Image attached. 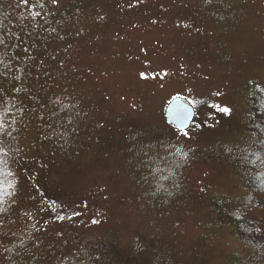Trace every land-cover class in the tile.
Listing matches in <instances>:
<instances>
[{"label": "rangeland", "instance_id": "374dc122", "mask_svg": "<svg viewBox=\"0 0 264 264\" xmlns=\"http://www.w3.org/2000/svg\"><path fill=\"white\" fill-rule=\"evenodd\" d=\"M0 38V264H264V0H0Z\"/></svg>", "mask_w": 264, "mask_h": 264}, {"label": "flooded vegetation", "instance_id": "af4514ba", "mask_svg": "<svg viewBox=\"0 0 264 264\" xmlns=\"http://www.w3.org/2000/svg\"><path fill=\"white\" fill-rule=\"evenodd\" d=\"M255 88L257 90L253 88H249V94H250L251 105H252L253 114H254L253 115L254 116L253 129L256 130V132H258L256 141L253 144L252 148L248 149L246 152H243L242 154L236 155V157L240 158L243 164L245 165L244 174L247 172L246 176L249 178V181H250V185L248 183V187H246L247 190L250 192V194L248 195H253V192L256 191L257 189L264 188V169L262 168L258 169L259 168L258 165L261 161L260 157L262 158V151L260 150H261L262 144L264 143V90L258 91V87H255ZM259 97L260 98L262 97L263 100H260ZM258 101L261 102V105H262L260 106L261 107L260 112H258V109H257ZM165 119H166V111H165ZM166 123H167V119H166ZM167 126L174 130L180 131L175 126L169 125L168 123H167ZM252 163L255 164V167H252L253 166ZM256 171H258V173ZM255 174H258V177L255 176ZM254 178H256L255 180L259 178V181H261V183L254 185L253 183V181H255ZM213 208H214V212L218 214L220 221L229 222L228 228L233 227L236 233L239 231L242 232V231L248 230V229H245L246 221L240 218V215L236 212L234 208H233L234 210L232 208L229 209V213L227 214V217L229 218L228 221H226L227 217L225 215V211L221 208V205L215 204L213 205ZM260 243H261V239L255 241L254 243H250V245L253 246L254 248H257L261 245Z\"/></svg>", "mask_w": 264, "mask_h": 264}, {"label": "water", "instance_id": "95a60500", "mask_svg": "<svg viewBox=\"0 0 264 264\" xmlns=\"http://www.w3.org/2000/svg\"><path fill=\"white\" fill-rule=\"evenodd\" d=\"M195 117V109L181 98L173 100L166 109L167 123L180 131L188 130Z\"/></svg>", "mask_w": 264, "mask_h": 264}, {"label": "snow or ice", "instance_id": "6c2138e0", "mask_svg": "<svg viewBox=\"0 0 264 264\" xmlns=\"http://www.w3.org/2000/svg\"><path fill=\"white\" fill-rule=\"evenodd\" d=\"M23 4L27 5L29 3V0H22ZM57 2V0H52V3L55 4ZM32 18L35 19L36 16H39L40 13L39 12H31L30 13ZM3 38H0V44H2ZM141 78H147L143 73L141 74ZM177 99H179V97H177ZM217 110L218 111H222L224 113H229V109L228 108H220L219 106H217ZM185 135H187V133H185ZM0 203H2V201H0ZM0 211H3V209H0ZM60 219H64V217H60ZM92 223H97V221L93 220Z\"/></svg>", "mask_w": 264, "mask_h": 264}, {"label": "trees", "instance_id": "16d2710c", "mask_svg": "<svg viewBox=\"0 0 264 264\" xmlns=\"http://www.w3.org/2000/svg\"><path fill=\"white\" fill-rule=\"evenodd\" d=\"M246 239V238H245ZM246 241L248 242V244H250V243H254L255 241H252V242H250L251 240L250 239H246Z\"/></svg>", "mask_w": 264, "mask_h": 264}]
</instances>
